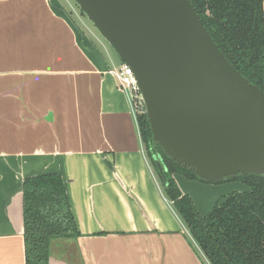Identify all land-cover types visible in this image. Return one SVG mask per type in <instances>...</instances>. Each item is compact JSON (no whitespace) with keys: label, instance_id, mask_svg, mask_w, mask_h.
<instances>
[{"label":"crops","instance_id":"crops-1","mask_svg":"<svg viewBox=\"0 0 264 264\" xmlns=\"http://www.w3.org/2000/svg\"><path fill=\"white\" fill-rule=\"evenodd\" d=\"M77 19L61 0H0V264H25L22 185L46 173L64 180L81 258L48 264H210L146 154L122 63ZM174 179L200 214L247 190Z\"/></svg>","mask_w":264,"mask_h":264},{"label":"water","instance_id":"water-1","mask_svg":"<svg viewBox=\"0 0 264 264\" xmlns=\"http://www.w3.org/2000/svg\"><path fill=\"white\" fill-rule=\"evenodd\" d=\"M74 1L132 69L152 140L167 156L211 182L264 175V94L225 57L190 0ZM152 158L166 183L161 155Z\"/></svg>","mask_w":264,"mask_h":264},{"label":"trees","instance_id":"trees-1","mask_svg":"<svg viewBox=\"0 0 264 264\" xmlns=\"http://www.w3.org/2000/svg\"><path fill=\"white\" fill-rule=\"evenodd\" d=\"M190 1L225 57L264 94V0ZM136 119L166 198L209 262L264 264V175L241 173L214 182L203 180L167 156L152 140L145 111ZM157 153L166 183L152 158ZM175 174L207 184L241 181L247 190L223 195L207 213L200 214L191 196L179 190ZM22 192L25 264H48L54 250L68 259L81 260L76 242L79 232L63 178L57 173L27 177Z\"/></svg>","mask_w":264,"mask_h":264},{"label":"built area","instance_id":"built-area-1","mask_svg":"<svg viewBox=\"0 0 264 264\" xmlns=\"http://www.w3.org/2000/svg\"><path fill=\"white\" fill-rule=\"evenodd\" d=\"M121 89L129 93L130 101L134 110L135 116L138 113L145 111L144 102L140 93V89L134 77L133 71L125 64H121L120 68L114 72Z\"/></svg>","mask_w":264,"mask_h":264},{"label":"rangeland","instance_id":"rangeland-1","mask_svg":"<svg viewBox=\"0 0 264 264\" xmlns=\"http://www.w3.org/2000/svg\"><path fill=\"white\" fill-rule=\"evenodd\" d=\"M62 3L65 5V7L68 9V13L69 14H72V17L74 19H79L81 21V24H82V28H84V30H86L87 32H93L95 33L97 36H99V38H101V40H103V42H105L107 45V47L111 50L112 52V55H113V58L115 60V63L117 64V67L120 65V60L116 54V52L114 51V49L103 39V37L98 33V31L93 27L92 23L88 20L87 16L82 13L78 7V5L75 3L74 0H61ZM263 8H264V3H263ZM77 19V20H78ZM120 68V67H119ZM118 68V69H119ZM161 181V180H160ZM162 183V182H161ZM231 183H235V184H239V185H242L243 186V183L241 181H233ZM220 184H227V182H224V183H220ZM232 191H236L235 190H232ZM238 191V190H237ZM226 195V194H224ZM209 211V210H207ZM207 213V212H205ZM204 213V214H205ZM196 243V242H195ZM196 246L198 247V249L201 251L200 247L197 245L196 243ZM201 254H203V252L201 251ZM211 264V263H210Z\"/></svg>","mask_w":264,"mask_h":264}]
</instances>
